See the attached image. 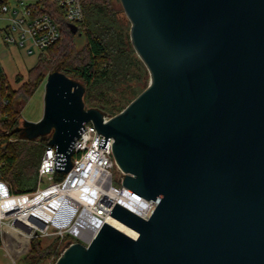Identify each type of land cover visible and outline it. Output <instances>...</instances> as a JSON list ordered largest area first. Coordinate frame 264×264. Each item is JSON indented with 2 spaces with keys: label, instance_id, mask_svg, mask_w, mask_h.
Returning a JSON list of instances; mask_svg holds the SVG:
<instances>
[{
  "label": "water",
  "instance_id": "obj_1",
  "mask_svg": "<svg viewBox=\"0 0 264 264\" xmlns=\"http://www.w3.org/2000/svg\"><path fill=\"white\" fill-rule=\"evenodd\" d=\"M120 1L146 88L106 120L57 68L43 116L17 131L50 135L55 168L67 172L92 121L99 148L114 138L123 185L157 205L145 218L117 202L110 214L137 238L105 222L54 264H264V0Z\"/></svg>",
  "mask_w": 264,
  "mask_h": 264
},
{
  "label": "built area",
  "instance_id": "obj_2",
  "mask_svg": "<svg viewBox=\"0 0 264 264\" xmlns=\"http://www.w3.org/2000/svg\"><path fill=\"white\" fill-rule=\"evenodd\" d=\"M40 1L0 0V46L15 44L39 55L61 37L60 22L53 13L42 10ZM55 1L69 23L83 19L84 0ZM2 70L0 62V74ZM112 116L105 114V119ZM85 128L73 146L69 171L55 168L56 148L47 144L36 190L14 193L0 178L1 244L16 251L28 250L32 238L51 242L71 235L63 250L74 242L88 245L105 222L122 231V227L129 229L135 235L124 232L134 238L139 236L136 229L110 214L112 209L118 202L147 218L157 201L123 185L125 173L113 153L114 138L108 137L107 148H99L105 135L92 121ZM115 173L120 185L114 183Z\"/></svg>",
  "mask_w": 264,
  "mask_h": 264
},
{
  "label": "trees",
  "instance_id": "obj_3",
  "mask_svg": "<svg viewBox=\"0 0 264 264\" xmlns=\"http://www.w3.org/2000/svg\"><path fill=\"white\" fill-rule=\"evenodd\" d=\"M40 5L60 22L61 37L47 48V56L38 55L18 87L12 85L4 70L0 74V178L14 193L32 192L38 187L39 165L50 135L28 139L17 128L22 124L21 102L27 103L50 70L57 66L81 81L86 86V106L108 115L123 110L150 80L148 68L133 46L131 22L120 0H84V17L77 23L76 33L55 0H41ZM76 35L85 37L82 48ZM67 240L56 238L44 244L41 238H32L28 263L54 264Z\"/></svg>",
  "mask_w": 264,
  "mask_h": 264
},
{
  "label": "rangeland",
  "instance_id": "obj_4",
  "mask_svg": "<svg viewBox=\"0 0 264 264\" xmlns=\"http://www.w3.org/2000/svg\"><path fill=\"white\" fill-rule=\"evenodd\" d=\"M76 36L77 40L80 42L79 47L82 48L86 42L85 37L83 35ZM48 54L49 52L46 50L43 55L47 56ZM37 59V53L29 54L25 48L15 44L8 45L5 47V52L0 54V62L3 70L7 73L14 87H18L21 83H23V79L28 74L29 69L35 65ZM57 68L58 67L56 66L52 71ZM45 83L46 79L36 88L34 95L25 105L21 102V105L23 106L22 123L24 120L36 121L35 119L43 116L45 106ZM114 183L116 185H120V182L117 180V173H115ZM69 238H72L71 235L67 236V239ZM43 243L48 244L49 241L43 240ZM63 248L61 247L60 254ZM18 251H16L13 246L8 247L0 243V264H29L27 250L23 249L19 252ZM45 264H52V262H46Z\"/></svg>",
  "mask_w": 264,
  "mask_h": 264
},
{
  "label": "bare ground",
  "instance_id": "obj_5",
  "mask_svg": "<svg viewBox=\"0 0 264 264\" xmlns=\"http://www.w3.org/2000/svg\"><path fill=\"white\" fill-rule=\"evenodd\" d=\"M122 229H123L124 231H126L127 233H129V234L135 235L134 232L130 231L129 229H127V228H125V227H122Z\"/></svg>",
  "mask_w": 264,
  "mask_h": 264
},
{
  "label": "crops",
  "instance_id": "obj_6",
  "mask_svg": "<svg viewBox=\"0 0 264 264\" xmlns=\"http://www.w3.org/2000/svg\"><path fill=\"white\" fill-rule=\"evenodd\" d=\"M4 52H5V47L4 46H0V54H2ZM37 119H40V117L37 118ZM37 119H35V120H37Z\"/></svg>",
  "mask_w": 264,
  "mask_h": 264
}]
</instances>
